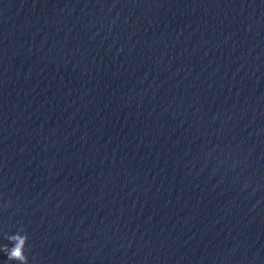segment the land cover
Segmentation results:
<instances>
[{"label":"water","instance_id":"1","mask_svg":"<svg viewBox=\"0 0 264 264\" xmlns=\"http://www.w3.org/2000/svg\"><path fill=\"white\" fill-rule=\"evenodd\" d=\"M20 227L29 264H264V0H0Z\"/></svg>","mask_w":264,"mask_h":264},{"label":"clouds","instance_id":"2","mask_svg":"<svg viewBox=\"0 0 264 264\" xmlns=\"http://www.w3.org/2000/svg\"><path fill=\"white\" fill-rule=\"evenodd\" d=\"M4 239L8 243L0 245V252L6 255L9 264L11 262H16V264H29L28 256L25 253L29 237L24 227L18 228L14 234L6 233Z\"/></svg>","mask_w":264,"mask_h":264}]
</instances>
